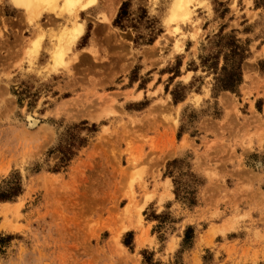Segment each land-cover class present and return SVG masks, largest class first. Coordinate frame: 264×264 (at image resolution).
Listing matches in <instances>:
<instances>
[{"label": "rangeland", "instance_id": "374dc122", "mask_svg": "<svg viewBox=\"0 0 264 264\" xmlns=\"http://www.w3.org/2000/svg\"><path fill=\"white\" fill-rule=\"evenodd\" d=\"M85 1L0 0V264H264V1Z\"/></svg>", "mask_w": 264, "mask_h": 264}, {"label": "trees", "instance_id": "16d2710c", "mask_svg": "<svg viewBox=\"0 0 264 264\" xmlns=\"http://www.w3.org/2000/svg\"><path fill=\"white\" fill-rule=\"evenodd\" d=\"M261 2L262 0H258ZM264 1V0H263ZM264 6V4H262ZM257 7H260V3L257 2ZM128 8V3L123 4L121 8V12L116 20L117 26H119L120 19L123 15H126ZM236 39L233 37H228L225 39L224 44H220L217 46L224 47V48H232L231 54L225 56V66L222 69V75L220 78L217 79V83L219 84V89L222 91H235L237 87L242 82V72H241V65L243 61L246 59L244 54H241L239 50L241 49L237 44ZM220 51L216 53L217 56H219ZM230 56H239V60L234 62V65L230 68L228 67V59L227 57ZM174 101L178 102L181 100L180 98H177L176 95H174ZM86 125L87 123H83ZM86 140L81 137H77L74 134H69V136L66 138V140L63 141V144L59 147L58 151L62 155V162L67 164L72 160V158L75 156V150L85 146ZM23 192V186L21 177L19 174H15L6 182V185L4 188L0 189V203L2 202H11L15 200L18 196H20ZM195 204V203H192ZM193 233L192 228H188L186 231L185 239L183 242V246H187L193 237L191 234ZM0 242H5L3 238H0Z\"/></svg>", "mask_w": 264, "mask_h": 264}, {"label": "bare ground", "instance_id": "6f19581e", "mask_svg": "<svg viewBox=\"0 0 264 264\" xmlns=\"http://www.w3.org/2000/svg\"><path fill=\"white\" fill-rule=\"evenodd\" d=\"M14 5L21 9V10H24V9H27V8H30V7H34V3L35 1L37 2H51V0H12ZM82 1L84 2V0H68V3H69V6H71L72 4H76V3H82ZM89 1V0H88ZM194 0H175L172 8H171V12H170V15L168 16V18L166 19V24L170 25V24H173V23H177L179 22L180 20H183V19H186L188 17L191 18V6L194 7V3H193ZM93 3V1L91 0L89 3H85L87 4H84L86 5V7L90 4V3ZM193 3V4H192ZM39 4V3H38ZM83 4V3H82ZM192 4V5H191ZM34 5V6H33ZM38 6V5H37ZM80 7V6H78ZM83 7V5L81 6V8ZM85 7V8H86ZM70 9V8H69ZM78 9V8H77ZM71 10V9H70ZM75 10V9H74ZM82 10V9H81ZM34 11V9L32 10V12ZM76 11V10H75ZM74 11V13L76 14V12ZM80 10H78L79 12ZM117 11V10H116ZM115 11V12H116ZM80 13V12H79ZM82 13V12H81ZM76 21V20H74ZM186 21H189L186 20ZM185 21V22H186ZM182 22V21H181ZM73 26V25H72ZM172 26V25H171ZM71 32V31H70ZM84 32H85V28H84V24H77L74 28V32L72 34V38H71V42L73 44H75L78 40H80L83 35H84ZM66 47V46H65ZM60 49V48H59ZM58 49V50H59ZM67 50V49H66ZM58 52V51H57ZM55 53V52H54ZM65 53L66 51H60L58 53V55L56 56L55 60L57 63H61L63 62V57L65 56ZM254 117V116H253ZM253 122V121H252ZM251 122V123H252ZM38 125V122L36 120H33L31 119L30 120V127L31 128H35L36 126ZM247 131V129H246ZM247 134V132H246ZM251 140V138H250ZM251 142V141H249ZM247 184V183H246Z\"/></svg>", "mask_w": 264, "mask_h": 264}]
</instances>
